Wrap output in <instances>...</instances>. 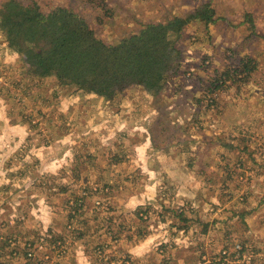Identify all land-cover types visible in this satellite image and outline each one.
Here are the masks:
<instances>
[{"label": "clouds", "instance_id": "9594fccd", "mask_svg": "<svg viewBox=\"0 0 264 264\" xmlns=\"http://www.w3.org/2000/svg\"><path fill=\"white\" fill-rule=\"evenodd\" d=\"M104 3L29 0L33 34L0 18V264H264V0H209L207 35L180 0ZM220 8L251 47L222 42ZM60 13L91 33L71 53L40 34ZM170 21L194 33L178 72L203 62L187 69L196 87H170L163 58L154 82L79 59L149 25L165 29L166 58ZM49 31L63 36L59 21Z\"/></svg>", "mask_w": 264, "mask_h": 264}, {"label": "trees", "instance_id": "16d2710c", "mask_svg": "<svg viewBox=\"0 0 264 264\" xmlns=\"http://www.w3.org/2000/svg\"><path fill=\"white\" fill-rule=\"evenodd\" d=\"M99 3L102 9H107L104 0H99ZM208 3L197 6L189 13L190 17L192 15H199L197 19H201L204 22L206 29L207 22L212 18V13L208 10ZM105 14L108 13L106 12ZM0 18L20 34H33L40 31L37 26L39 19L38 13L29 7V0H4L0 3ZM244 18L245 20H250L251 16L246 13L244 14ZM57 21L62 24L63 28V36L60 39H57L53 32L49 31V29H55ZM177 23L170 21L168 28L175 29L180 33L185 24L183 22ZM230 26L232 27V24ZM237 27L240 26L238 25ZM40 34L45 38L51 39V43L55 46L54 53L60 49H63L65 53L67 51L71 53L73 47L91 35V33L87 32L85 22H79V27L77 28L73 24V18L67 13L53 15L48 25L44 26V30ZM252 36L256 37L255 35ZM178 38L173 42L172 50L168 52V56L165 58L164 53L168 47L165 44V29L163 27H152L149 25L147 30L140 34L138 39L126 42V46L123 48L113 50L112 52H105L100 46H95L81 52L79 59L81 61L97 63L103 59L112 57L115 62L121 65H133L134 71L138 75L149 82H154V75L156 74V70L161 67L163 58L164 65H167L169 60L175 64V68L169 69L170 75L174 79L178 74V70L181 68V53L175 46ZM69 45L73 47L68 48ZM57 54L59 55L60 53Z\"/></svg>", "mask_w": 264, "mask_h": 264}, {"label": "rangeland", "instance_id": "374dc122", "mask_svg": "<svg viewBox=\"0 0 264 264\" xmlns=\"http://www.w3.org/2000/svg\"><path fill=\"white\" fill-rule=\"evenodd\" d=\"M3 1L4 0H0V3H2ZM180 2H181V4L189 5L190 10H191L189 13H191L197 6L204 4V3H208L209 0H180ZM211 2L215 3V0H211ZM178 11L184 12L183 9H179V8H178ZM230 11H231L230 9H223V8L218 9V15H217L218 23L216 24V33L222 37V42L228 41L229 43H231L233 41H237V48L238 49L242 46H245V45L251 47L252 43L257 39V37L245 36L244 35L245 28L237 27L239 29V37H238L237 36V29H233V27L230 26L231 21L227 15V13ZM189 13H186V14L189 15ZM246 13H248V12L247 11L244 12V14H246ZM257 24L264 26V18L258 19ZM185 28H186V25L181 30L179 38H178L177 42L175 43V46L177 47V49L181 53V60L183 59V52H184L185 48L188 46L185 44V41H188L189 44H191L193 42L192 37L194 36V33H191L190 31L185 32L184 31ZM205 35H207V29L206 28H205ZM213 39H214V37L208 38L209 46H211ZM261 44H264V41H261ZM213 51H214V53H216L219 51V48H214ZM225 52L229 56L233 55V53L229 52L227 49H225ZM192 56L197 57V58H201V52L199 50L193 51ZM203 59L204 58H201L202 61H203ZM180 65H181V63H180ZM189 67L199 69V68L204 67V64H203V62H201V64H199V65H197L195 63L190 65V66L185 65L184 66L185 71L183 72V74L181 75L178 72L176 77L171 82H169V86L172 88H175V90L177 92H180L182 90L183 86L186 84H192L194 87L198 86V78L196 77L195 73L189 72L187 70ZM207 143H210V141H208ZM206 154H207V148H205V152L201 155L202 160Z\"/></svg>", "mask_w": 264, "mask_h": 264}]
</instances>
